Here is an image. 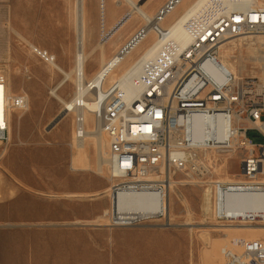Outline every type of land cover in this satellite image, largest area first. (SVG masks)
Here are the masks:
<instances>
[{"label":"rangeland","instance_id":"374dc122","mask_svg":"<svg viewBox=\"0 0 264 264\" xmlns=\"http://www.w3.org/2000/svg\"><path fill=\"white\" fill-rule=\"evenodd\" d=\"M103 1L104 9L100 7L101 0H85L91 46L98 44L102 34L109 32L126 14H131L132 19L136 17L122 2ZM167 1L149 0L146 8L155 14ZM73 3L74 0H0V68L7 69L0 77L10 82L11 95L27 94L29 107L21 119L17 113L13 114L10 142L6 148L0 145V152L7 150L0 160V242L38 243L36 254L45 252L49 243L61 242L74 249V252L64 250L61 253L75 264H204L203 254L209 241L205 238L206 233L200 230L210 231L215 238L219 233L213 225L237 222L215 220L217 202L213 200L210 182L232 179L241 182L238 176L241 153L228 159L227 175L215 171L220 164L214 167L213 175L206 181L192 175L190 178L186 173L173 175L176 181L191 182L175 187L178 197H185L191 207V225H184L187 217L177 197L171 193V228L163 229L154 223L126 228L107 227L105 215L109 213L110 198L109 193L104 192L120 180L111 181L106 169L102 174L94 169L85 172L71 170L74 117L68 116L61 121L62 106L50 95L62 75L33 55L29 48L34 46L47 51L64 70L72 67L76 42ZM141 25L142 21L132 20L128 28H121L119 37L106 41V59L122 50ZM254 37L257 42L260 36L247 35L233 43L237 47L239 43L254 42ZM235 51L240 62L237 68H244L242 77H258L259 69L250 61L246 50H242L245 61L239 60L240 50L236 48ZM100 53L98 47L85 68L98 66ZM140 53H135L132 60ZM72 93L73 86L69 83L59 90L64 99H69ZM56 119L58 122L51 127ZM248 137L255 144L262 143L255 132H250ZM207 207L208 212L205 211ZM98 223L103 226L97 227L95 224ZM7 224L12 226L6 227ZM25 253L28 260L30 251ZM18 254L20 252L11 249L0 250V264H26L16 258ZM53 260L55 257L50 259Z\"/></svg>","mask_w":264,"mask_h":264},{"label":"built area","instance_id":"2783aa9c","mask_svg":"<svg viewBox=\"0 0 264 264\" xmlns=\"http://www.w3.org/2000/svg\"><path fill=\"white\" fill-rule=\"evenodd\" d=\"M203 6H212V15H203ZM158 16L142 19L141 29L111 63L118 65L147 29L152 32L151 56L137 61L141 96H118L112 84L92 91L97 105L93 115L108 139L110 180H120L108 192L141 194L145 202L143 212L130 215L119 214L112 202L106 226L154 223L171 228L169 178L186 173L206 181L214 167L238 152L241 182H210L217 202L214 218L220 223H263V210L252 209L264 208V76L237 78L221 63L219 48L247 35L264 36V0H200L182 32L186 41L172 38L169 27L156 21ZM30 50L46 65H56L47 51ZM260 58L264 60V53ZM7 87V80L0 77V145L4 148L10 142L12 115L28 107L27 95H11ZM83 124L81 115L74 117L77 139L83 137ZM250 132L257 133L262 143H253ZM234 193L243 195L239 201L251 196L250 206L227 211ZM222 256L224 264H264L260 238L246 241L240 253L223 249Z\"/></svg>","mask_w":264,"mask_h":264},{"label":"bare ground","instance_id":"6f19581e","mask_svg":"<svg viewBox=\"0 0 264 264\" xmlns=\"http://www.w3.org/2000/svg\"><path fill=\"white\" fill-rule=\"evenodd\" d=\"M101 1L102 2H100L101 3L100 7L104 9V1L103 0ZM117 1L119 3L122 2L125 5H127L131 9V13L135 14L136 17L133 19L130 17L121 19L118 23L115 24L114 27H112V29L109 32H104L102 34L98 44H96L95 46H91L88 40L89 27L86 20L85 0H74L73 25L76 36V42H75V54L73 58V65L68 70L62 69L57 64L52 66V68H54L58 73L62 75V78L50 91V95L62 106L61 109L62 112L60 115L61 121H63L68 116L76 117L77 115L79 116L81 115L84 120L83 127L85 132L81 139H77L75 137L76 130L74 124H73L74 127H72L73 132L71 130L72 132L71 134L72 141L70 144V149L72 151L71 161H70L71 170H73V172L74 171L85 172L94 169L95 172L102 174L103 170L106 169L108 171L109 178H110V171H109V161L107 156L108 139L106 135L99 130L97 121L93 115V113L97 111V105L94 102L95 99H93L92 91L94 89H99V90L104 89L112 84V90L114 92H117L118 96H125L126 94L127 96L140 97L141 88H140L139 68L137 65V61L140 58L151 56L152 51H150V48L151 45H153V43L155 42V38L151 35L152 32L149 29H147L144 32L143 36H141L142 40L138 41L137 44L135 43L136 45L134 44V47H132L130 50H128L126 53L123 54L122 59L120 60L118 65H111L113 60H117V53L112 57L106 59L104 44L111 37L112 38L119 37V34H121L122 32L121 28L123 26L126 28L132 20L133 21H139V20L141 21L142 19H144V21L146 19L151 20L155 17L156 13L159 14L156 21L161 26L164 25L169 27L172 38H175L179 41H186V38L184 37L182 32L185 30V28L188 25L192 8L200 0H194V1L173 0L167 8L165 9L161 8L160 10L158 9L155 12V14L152 13L153 10H147L146 8L147 7L146 4L149 0H145L143 3L141 2L137 3L136 0H117ZM130 15L131 14H129V16ZM203 15H212V6H203ZM257 40L258 41L256 42L254 37V42L249 41L246 44L239 43L237 47L235 45L236 43H233L232 40L221 45L219 48V59L221 63L224 66L228 67L233 73H235L236 77L239 79H241L242 77L243 74L242 72L244 71V68L240 67L238 69L236 66L238 63L237 61L238 59L236 58L237 56H235L236 48L240 50L238 56L240 58L239 60L245 61V59L243 58L244 52L242 51L243 49H245L246 50L245 52H247L246 55H248V58L251 59L248 60L253 61V63H256L257 64V65L255 64L256 67H260V71H259L260 74L258 77L262 78L264 76V60L260 58L261 56L260 57L257 56L259 54L262 55L264 53V36L259 37V39ZM229 43L230 45H228ZM98 47H99V51L101 52L100 60L97 68L98 70L91 77H89L87 75L88 73L86 74L85 71L86 62H88L90 59L94 57L96 49ZM140 51L141 53L137 57V59L132 60L135 53ZM7 68L9 67L7 66ZM5 69L0 68V75L5 73V71L7 70ZM67 83L73 86V93L69 99H64L60 96L59 90L63 88ZM7 84H8L7 91L9 94H11L10 82L8 83L7 81ZM79 105H82L83 107L80 108ZM28 109L29 107H27L25 111H27ZM25 111H15V113H17L19 119H21L23 116L22 113H24ZM11 134H12V126L10 129V137ZM59 139H62V137ZM6 151L7 150L5 149L1 150L0 160L4 157ZM234 155H236V153L231 154L227 159H224L222 164L219 165L220 168H217V170H215L218 172L217 174L219 175L228 174L227 173L228 159H232ZM74 174L76 175V172ZM186 176L192 178L190 174H187ZM236 182L239 181H237L236 179L235 180L232 179L229 180V182L227 183H236ZM184 183H191V182H187L185 180L176 181L172 178V176L169 178V218L173 216L171 200H170L171 193H173L177 197V200L180 202V206H182L185 216L187 217V220L184 223V225H191V222H189L190 220L189 216L192 213L191 207L188 204L187 199L185 197L179 198L175 191L176 185L184 184ZM108 190L109 189H107L104 193H107ZM108 196L111 199L109 213L112 210V202H113V209L115 211L117 210L119 214H123V215L141 213L145 210L144 196H142L141 194H136L129 191H119L116 193L114 192L113 195L108 194ZM242 196L243 195H235L234 193L233 196L229 197L230 199H228L226 210L235 213L237 208L241 209V207L243 206L249 207L251 204L250 203L251 196L246 195L245 196L246 198L244 200L239 201L240 197ZM208 210L209 207L205 209L206 212H208ZM211 210L214 215V210L213 209ZM252 210L254 211L263 210L264 212V208L262 207H259V209L253 208ZM95 225L97 227L103 226V224L101 223ZM5 226L11 227L12 225L7 224ZM213 226L215 227L214 230L219 233V235L215 238H212V234H210V231L200 230V228H198L200 231H202V233L203 232L206 233L205 238L209 241V246L207 250L204 251L203 254L204 264H224L222 250L227 249L234 253H240L246 241H252L260 238V244L264 248V222L262 224H256L254 222L237 221L235 224L213 225ZM37 244L38 243L25 244L23 242L10 243L8 240H5L0 242V250L11 249L16 252H20V254L16 256V258L22 259L23 261H25L26 264H75L73 260L72 263H70L66 258L67 256L62 255L61 253L64 250L65 251L69 250L70 252H74V249L71 246L68 248L66 245H64V243L53 242V243H49L45 252L36 254L35 252L37 250V246H38ZM27 250L30 251V257L28 260L26 258V253H25ZM52 257H55V260L50 261Z\"/></svg>","mask_w":264,"mask_h":264},{"label":"crops","instance_id":"0c3cea01","mask_svg":"<svg viewBox=\"0 0 264 264\" xmlns=\"http://www.w3.org/2000/svg\"><path fill=\"white\" fill-rule=\"evenodd\" d=\"M97 68L98 66H94L93 68L91 67L85 68L86 72L88 73L87 75L91 77L98 70Z\"/></svg>","mask_w":264,"mask_h":264},{"label":"water","instance_id":"95a60500","mask_svg":"<svg viewBox=\"0 0 264 264\" xmlns=\"http://www.w3.org/2000/svg\"><path fill=\"white\" fill-rule=\"evenodd\" d=\"M59 119H56L53 124L51 125V127H53V125H55L58 122Z\"/></svg>","mask_w":264,"mask_h":264}]
</instances>
